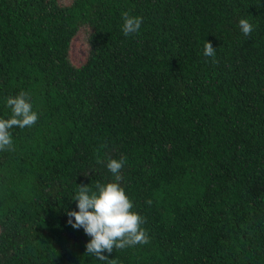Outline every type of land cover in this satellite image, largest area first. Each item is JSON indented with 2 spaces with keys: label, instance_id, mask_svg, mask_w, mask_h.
Here are the masks:
<instances>
[{
  "label": "trees",
  "instance_id": "obj_1",
  "mask_svg": "<svg viewBox=\"0 0 264 264\" xmlns=\"http://www.w3.org/2000/svg\"><path fill=\"white\" fill-rule=\"evenodd\" d=\"M21 91L38 120L0 151V264H264V0H0V118ZM121 157L149 243L101 261L67 212Z\"/></svg>",
  "mask_w": 264,
  "mask_h": 264
},
{
  "label": "clouds",
  "instance_id": "obj_2",
  "mask_svg": "<svg viewBox=\"0 0 264 264\" xmlns=\"http://www.w3.org/2000/svg\"><path fill=\"white\" fill-rule=\"evenodd\" d=\"M122 17L125 36L139 32L142 17L130 16L127 12L122 13ZM239 27L245 36H250L253 31V25L247 19H240ZM215 53L216 49L212 43L206 41L203 55L214 57ZM30 100V95L24 91L15 97L7 98V106L11 108L12 115L8 119L0 118V151L14 150L10 129L30 128L36 124L38 114L32 110ZM126 162V157L119 160L109 158L107 168L113 174L114 182L102 184L97 181L95 190L89 185H78V191L73 197L77 202L78 211L67 212L68 224L74 229L83 228L85 234L91 237L86 244V254L101 261L109 260L104 253L111 254L114 248L124 249L149 243V236L141 227L145 222L144 218L132 211L133 202L119 183L123 179L121 169ZM146 203L150 205L152 201L148 200Z\"/></svg>",
  "mask_w": 264,
  "mask_h": 264
},
{
  "label": "rangeland",
  "instance_id": "obj_3",
  "mask_svg": "<svg viewBox=\"0 0 264 264\" xmlns=\"http://www.w3.org/2000/svg\"><path fill=\"white\" fill-rule=\"evenodd\" d=\"M85 51L83 48V42L80 38H76L73 41L72 57L76 63L83 61Z\"/></svg>",
  "mask_w": 264,
  "mask_h": 264
}]
</instances>
